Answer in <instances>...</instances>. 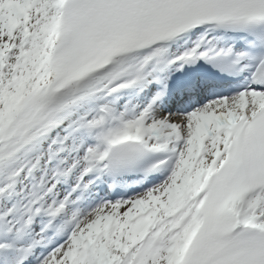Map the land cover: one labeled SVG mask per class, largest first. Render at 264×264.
Returning <instances> with one entry per match:
<instances>
[{"label":"snow or ice","instance_id":"obj_1","mask_svg":"<svg viewBox=\"0 0 264 264\" xmlns=\"http://www.w3.org/2000/svg\"><path fill=\"white\" fill-rule=\"evenodd\" d=\"M0 264H264V0H0Z\"/></svg>","mask_w":264,"mask_h":264}]
</instances>
